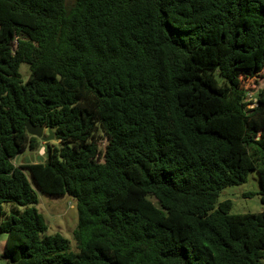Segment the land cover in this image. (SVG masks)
Listing matches in <instances>:
<instances>
[{
    "label": "trees",
    "instance_id": "trees-1",
    "mask_svg": "<svg viewBox=\"0 0 264 264\" xmlns=\"http://www.w3.org/2000/svg\"><path fill=\"white\" fill-rule=\"evenodd\" d=\"M263 69L264 0H0V264H264V211L218 204L256 171L264 205ZM28 121L60 148L15 166ZM27 175L76 202L77 251Z\"/></svg>",
    "mask_w": 264,
    "mask_h": 264
},
{
    "label": "rangeland",
    "instance_id": "rangeland-1",
    "mask_svg": "<svg viewBox=\"0 0 264 264\" xmlns=\"http://www.w3.org/2000/svg\"><path fill=\"white\" fill-rule=\"evenodd\" d=\"M71 2L72 0H67ZM20 74L22 79L26 81L30 72L29 67L22 64L20 67ZM242 86L247 92V99L250 101L255 98L259 92L264 90V69L252 78H243ZM248 108H253L249 106ZM45 135L47 131L45 130ZM104 144V140L101 141ZM51 148L59 149L58 142L53 141L48 144ZM48 146L44 143L36 150L26 149L21 152L14 160L15 166L44 163L48 158ZM255 155L257 162L260 161V156L252 151ZM32 186L34 187L38 196L37 210L42 215L45 224L48 227L47 235L52 236L60 234L70 242V248L72 251H77V241L74 238V233L78 229L79 218L76 207V202L69 196L55 197L41 193L35 186L29 175ZM230 201L232 208L230 213L232 215H244V214H261L264 211V205L261 203V188L259 182V176L256 171L251 172L248 175L247 182L238 185L231 186L224 189L218 200V204ZM12 209L22 212L23 208L16 204H9L4 206L5 216H8ZM7 240V235L0 232V252H2L3 244Z\"/></svg>",
    "mask_w": 264,
    "mask_h": 264
},
{
    "label": "water",
    "instance_id": "water-1",
    "mask_svg": "<svg viewBox=\"0 0 264 264\" xmlns=\"http://www.w3.org/2000/svg\"><path fill=\"white\" fill-rule=\"evenodd\" d=\"M26 130L28 135L40 139L44 144L55 141V135L51 129L48 130L47 135H45V128L41 125L35 126L31 121L26 123ZM30 206H35L31 204Z\"/></svg>",
    "mask_w": 264,
    "mask_h": 264
}]
</instances>
